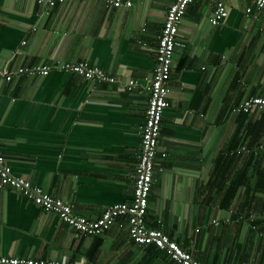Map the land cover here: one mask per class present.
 Here are the masks:
<instances>
[{
  "label": "crops",
  "instance_id": "obj_1",
  "mask_svg": "<svg viewBox=\"0 0 264 264\" xmlns=\"http://www.w3.org/2000/svg\"><path fill=\"white\" fill-rule=\"evenodd\" d=\"M222 1L229 14L219 24L210 20L215 1L206 0L190 4L180 25L146 223L202 264H264V110L237 109L264 95V15L247 14L255 0ZM173 2L0 0V69L89 60L116 78L91 81L61 69L11 81L0 75L8 163L76 215L97 219L133 201L146 86ZM0 256L180 264L167 250L134 242L127 216L83 234L10 187L0 188Z\"/></svg>",
  "mask_w": 264,
  "mask_h": 264
},
{
  "label": "built area",
  "instance_id": "obj_2",
  "mask_svg": "<svg viewBox=\"0 0 264 264\" xmlns=\"http://www.w3.org/2000/svg\"><path fill=\"white\" fill-rule=\"evenodd\" d=\"M67 0H38L46 7H53L65 3ZM93 1V0H84ZM136 0H105L107 6L131 7ZM206 0H174L169 6L162 32L159 36L157 64L154 75L147 83L149 105L144 124L141 126V146L136 167L134 197L131 203H119L108 206L101 216L91 219L76 215L73 206L63 198L56 197L45 188L33 183L25 177L14 173L7 161L0 145V188H13L26 196L38 206L53 211L66 223L83 234L97 235L108 230L116 222L117 216H127L129 220V234L131 239L140 245H155L167 250L172 258L180 264H202L193 252L184 249L176 240L172 239L161 227H149L146 216L149 208V198L154 185V174L158 159V146L162 130V120L165 110L170 106L168 100L169 85L172 79L174 56L179 41L180 25L187 13L188 6L194 2ZM215 5L211 14V23L219 24L228 14L227 4L222 0H214ZM254 8L264 15V0H255L254 5L247 8V14L254 12ZM25 43V42H24ZM54 69H61L76 73L91 81L116 82V78L100 66L89 60L68 61L57 64H39L32 67H20L9 72L0 69V75L7 81L25 74L48 75ZM137 80H130L125 86L133 89ZM238 111L248 113L254 109L264 110V95L252 96L242 100ZM159 223L161 221H158ZM218 224V222H216ZM0 264H84L83 261H70L67 258L57 260L36 259L32 257L0 256Z\"/></svg>",
  "mask_w": 264,
  "mask_h": 264
},
{
  "label": "trees",
  "instance_id": "obj_3",
  "mask_svg": "<svg viewBox=\"0 0 264 264\" xmlns=\"http://www.w3.org/2000/svg\"><path fill=\"white\" fill-rule=\"evenodd\" d=\"M153 246V245H152ZM157 247V246H156ZM158 248V247H157ZM171 256V255H170ZM172 257V256H171Z\"/></svg>",
  "mask_w": 264,
  "mask_h": 264
}]
</instances>
